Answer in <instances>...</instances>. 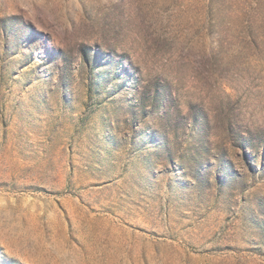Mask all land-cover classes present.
<instances>
[{"label": "rangeland", "instance_id": "374dc122", "mask_svg": "<svg viewBox=\"0 0 264 264\" xmlns=\"http://www.w3.org/2000/svg\"><path fill=\"white\" fill-rule=\"evenodd\" d=\"M0 264H264V0H0Z\"/></svg>", "mask_w": 264, "mask_h": 264}]
</instances>
